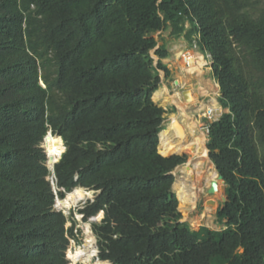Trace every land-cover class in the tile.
<instances>
[{"label": "trees", "instance_id": "trees-1", "mask_svg": "<svg viewBox=\"0 0 264 264\" xmlns=\"http://www.w3.org/2000/svg\"><path fill=\"white\" fill-rule=\"evenodd\" d=\"M169 29L211 57L227 111L207 143L222 231L183 221L188 158L158 150L169 53L154 35ZM50 133L66 148L56 192ZM81 187L97 192L83 220L104 214L102 262L264 264V0H0V264H70L76 221L55 205Z\"/></svg>", "mask_w": 264, "mask_h": 264}, {"label": "bare ground", "instance_id": "bare-ground-1", "mask_svg": "<svg viewBox=\"0 0 264 264\" xmlns=\"http://www.w3.org/2000/svg\"><path fill=\"white\" fill-rule=\"evenodd\" d=\"M184 64L183 70L188 76H194L197 79H200L201 83L204 82L202 77L207 62L201 54L188 53L185 56ZM210 87V84L206 83L205 86L203 85V87L200 88V91L203 95L208 96L210 94ZM170 95L169 90L166 88L157 91L155 98L157 101L167 102ZM185 96L186 98H184V101H180L177 97L173 96L169 98V102L171 101V104L175 105L179 112L171 117V125L169 128L161 133L160 145L161 150L165 152V155L184 153L191 156V160L184 168H182L183 177L180 178L176 184L182 209L188 216L189 208L196 206V201L199 198L203 183H206V185L219 183L220 177L215 165L211 162L208 156L207 135L204 132L199 134L198 129L201 124L195 120V115L193 116L192 112L194 109L199 108L198 112L205 111L210 116L214 112L213 108L216 105V99H213L212 104L209 106L202 104L201 107H196L198 104V98L194 92L189 90L186 92ZM43 146L49 156L50 170L53 172L54 165L60 161L62 155L66 151L64 142L62 138L49 134L48 138L44 141ZM94 193L95 192L82 187L76 188L73 192L68 193L64 200L58 201V207L66 210L70 209L75 204L91 197ZM103 217V213H100L96 217V220H102ZM85 228L89 235V238L87 240L85 239L86 244L84 247L79 248L76 251L69 250L68 259L74 264H109L108 262H102L98 259L96 260L98 251L95 246V238L92 237L89 228L86 226Z\"/></svg>", "mask_w": 264, "mask_h": 264}, {"label": "rangeland", "instance_id": "rangeland-1", "mask_svg": "<svg viewBox=\"0 0 264 264\" xmlns=\"http://www.w3.org/2000/svg\"><path fill=\"white\" fill-rule=\"evenodd\" d=\"M171 33H172V30L169 29L167 31L158 32L154 35L155 39L158 41L159 47L164 45L166 47L168 53H169L168 58L163 60V64L167 67V69L169 71V76H167L166 72L163 70L160 72L161 87L159 90H163V89L167 88L171 94L170 97L171 96L177 97V99L180 101H184V98H186V96H185L186 92L189 90H192L198 98V104L196 107H201L202 104L209 106L212 104V100L216 99L215 100V102H216L215 107L216 108L215 107L213 108L214 112L210 116L205 111L204 112L203 111L198 112L199 108H196L192 111L193 116L195 115L194 116L195 120L201 124L199 129H198V132L200 134L201 132H205L203 130V128L207 127L210 123L218 120L219 118H221V116L223 114H225L227 112L220 105V101H219V99L221 97L220 86L217 83V81L214 77V74H213V70L211 68V65H212L211 57L203 55L199 51L197 46L193 45V43H191L185 37L177 39V38L173 37L171 35ZM188 53H199L204 57V59L207 62V65L204 67V75L202 77V80L204 79L203 80L204 82L203 81L202 82L205 84L209 83L211 86L210 87L211 88L210 94L208 96L203 95L202 92L200 91V88L203 87V85L205 86V84L201 83V80L197 79L194 76H188L185 73V71L183 70V67L185 65L184 64L185 56ZM152 55H153L154 60H155V65L157 66L160 58L157 57L154 52L152 53ZM52 71H53V69L43 70L42 73H44V74L45 73H52ZM156 93L154 95V98L156 96ZM169 98H168L167 102L157 101L156 98H155V100L157 102L154 101L156 104H158L160 107H162L166 111V114L164 116L165 117V123H164L165 130L168 129L169 126L171 125V117L173 115L178 114V112H179L178 108L175 105L171 104V101L169 102V100H170ZM160 140H161V138H160ZM160 143H161V141H160ZM207 143H208V135H207ZM158 150H159L160 154H162L163 156H171L172 155V154L165 155V152L163 150H161V145H159ZM45 152H46V149H45ZM178 154L182 155L184 153H178ZM184 156H186L188 158V161H187V163H188L191 160V156L188 154H185ZM208 156H209V151H208ZM187 163L178 167L173 172V175L175 176V179H176L173 190L176 193L178 199H179V195H178V190L176 189V184H177L178 180L183 177L182 168H184L187 165ZM49 180L52 181V177L49 178ZM212 185H213V183H211L209 185H206V183H203V185L201 186L202 190L200 192L199 198L196 201L197 202L196 206L189 208L188 216H187V214H185L184 210L182 209V204L179 200V203H180L179 211L183 215V221L189 223L191 225V227L193 228V230H195V231H198L202 227H207L213 231H222L224 229V227L218 223L217 211H218V208L220 207V205L222 203H224V199L226 198L225 189H224L223 182L221 181V179H220V182L217 183L218 189H216L214 192H212V188H211ZM54 186L56 189V182H54ZM95 196H96V192L91 197H88L85 200L75 204L74 206H72V208L67 209V210L63 209L62 212L66 215V217L68 219H70V221H72L71 220L72 217L76 221L75 233L77 234V241L70 239V246H69L68 251L69 250L70 251H76L77 249L84 247V245L86 244L85 239L87 240L89 238L88 237L89 235H88L86 228H85V226H86L91 231L92 237L95 238L94 239L95 244H96L95 246H96L97 251H98L97 257H96V260H97L98 256H99V248H98L97 238L95 237V235L93 234V231H92L91 223H92V221H93V223H100L102 220H96V217H95L94 219L91 218L89 220V222H85L83 220V216L80 215V213H79V209L83 208V206L88 201H93L95 199ZM59 200H62V199H59L57 197L56 205H58L57 203ZM207 208H209L210 210ZM67 227H71V222H69L67 224ZM68 251H67V260H69L68 259V253L70 252V251L69 252ZM80 264H83V263H80ZM109 264H111V263H109Z\"/></svg>", "mask_w": 264, "mask_h": 264}, {"label": "clouds", "instance_id": "clouds-1", "mask_svg": "<svg viewBox=\"0 0 264 264\" xmlns=\"http://www.w3.org/2000/svg\"><path fill=\"white\" fill-rule=\"evenodd\" d=\"M42 85L44 86L43 83H42ZM50 134H51V133H50ZM51 135H52V134H51ZM42 148H43V146H42ZM44 149H45V148H44ZM46 154H47V153H46ZM47 156H48V155H47ZM54 166H55V165H54ZM48 167H49V157H48ZM49 169H50V167H49ZM51 177H52V181H51V183H52V185L54 186V182H56V178H55V175H54V168H53V175H52ZM51 177H50V178H51ZM54 180H55V181H54ZM54 190H55V192H56L55 186H54ZM93 192H95V191H93ZM96 193H97V192H96ZM57 204H58V203H57ZM55 208H56L58 211H61V212H62V210H63V209L59 208L58 205H55ZM62 213H63V212H62ZM94 218H95V217H94ZM94 218H93V219H94ZM92 223H93V221H92ZM92 223H91V224H92ZM71 240H73V239H71ZM98 260H100V259H99V256H98ZM68 261H69L70 264H73V262H72L71 260H68ZM108 263H110V262H108ZM78 264H80V263H78Z\"/></svg>", "mask_w": 264, "mask_h": 264}, {"label": "water", "instance_id": "water-1", "mask_svg": "<svg viewBox=\"0 0 264 264\" xmlns=\"http://www.w3.org/2000/svg\"><path fill=\"white\" fill-rule=\"evenodd\" d=\"M48 138V136L46 137V139ZM45 139V140H46ZM43 148H44V146H43ZM174 155H176V154H174ZM178 155V154H177ZM185 154H182V155H180V156H184ZM49 157V156H48ZM57 164V163H56ZM217 170V169H216ZM218 172V171H217ZM220 177V176H219ZM220 179H221V181L223 182V186H224V189H226V187H225V183H224V181H223V178L222 177H220ZM217 189V183H213V185H212V192H214L215 190ZM227 201V198H225L224 199V203ZM104 215V214H103Z\"/></svg>", "mask_w": 264, "mask_h": 264}, {"label": "built area", "instance_id": "built-area-1", "mask_svg": "<svg viewBox=\"0 0 264 264\" xmlns=\"http://www.w3.org/2000/svg\"><path fill=\"white\" fill-rule=\"evenodd\" d=\"M203 130L205 131L204 133L206 134V135H208L209 134V127L207 126V127H205V128H203Z\"/></svg>", "mask_w": 264, "mask_h": 264}]
</instances>
